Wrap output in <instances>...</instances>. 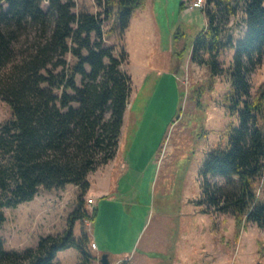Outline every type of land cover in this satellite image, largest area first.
Listing matches in <instances>:
<instances>
[{"label": "trees", "instance_id": "16d2710c", "mask_svg": "<svg viewBox=\"0 0 264 264\" xmlns=\"http://www.w3.org/2000/svg\"><path fill=\"white\" fill-rule=\"evenodd\" d=\"M2 1L7 8L0 6V98L12 118L0 124V230L3 210L33 200L42 188L74 185L79 194L63 234L41 237L36 248L22 251L6 250L0 235V264H57L58 252L69 248L78 251L79 264H91L89 235L82 229L75 238L74 228L96 215L84 201L88 176L116 156L132 92L122 68L128 54L105 46L104 23L113 19L108 33L123 36L144 0H98L102 13H75L72 0H46L47 11L44 0ZM202 11L207 25L193 43L191 61L230 82L226 108L237 113L238 125L228 124V148L207 153L199 204L233 215L239 235L247 223L264 227V192H256L264 174V82L253 96L249 81L264 63V0H205ZM241 11L244 31L236 40L230 21ZM32 24L41 35L17 58L14 45ZM229 47L233 65L223 68L218 56ZM208 176L227 185L211 184Z\"/></svg>", "mask_w": 264, "mask_h": 264}, {"label": "rangeland", "instance_id": "374dc122", "mask_svg": "<svg viewBox=\"0 0 264 264\" xmlns=\"http://www.w3.org/2000/svg\"><path fill=\"white\" fill-rule=\"evenodd\" d=\"M186 1L144 0L123 36L108 33L113 19L104 23L105 46L128 54L122 68L131 77L132 92L116 156L88 176L84 201L96 215L74 228L75 238L82 229L89 235L91 264H101L103 255L110 264H264V227L247 223L237 235L233 215L199 204L207 153L229 147L228 124L236 127L238 117L226 108L230 82L210 77L205 65L191 61L193 43L207 19L201 9L182 8ZM72 2L75 13L103 12L98 0ZM0 6L7 8L2 0ZM42 8L48 10L46 0ZM243 19L242 11L231 18L229 32L236 40L243 34ZM40 35L38 26H28L14 45L17 58ZM233 56L234 48H224L218 61L229 68ZM66 58L74 61L70 54ZM249 81L254 96L264 82V63ZM11 118L0 98V124ZM207 180L227 185L224 178ZM256 192L260 197L264 192V174ZM78 194L74 185L42 188L33 200L5 208L0 230L5 249L36 248L41 237L63 234ZM79 262L74 248L57 254V264Z\"/></svg>", "mask_w": 264, "mask_h": 264}, {"label": "built area", "instance_id": "2783aa9c", "mask_svg": "<svg viewBox=\"0 0 264 264\" xmlns=\"http://www.w3.org/2000/svg\"><path fill=\"white\" fill-rule=\"evenodd\" d=\"M205 6V0H187L184 3V8L186 11L194 10V9H203ZM88 205H93L95 200L93 198H89L87 200Z\"/></svg>", "mask_w": 264, "mask_h": 264}, {"label": "water", "instance_id": "95a60500", "mask_svg": "<svg viewBox=\"0 0 264 264\" xmlns=\"http://www.w3.org/2000/svg\"><path fill=\"white\" fill-rule=\"evenodd\" d=\"M100 262H101V264H110L109 258L107 255L101 256Z\"/></svg>", "mask_w": 264, "mask_h": 264}]
</instances>
